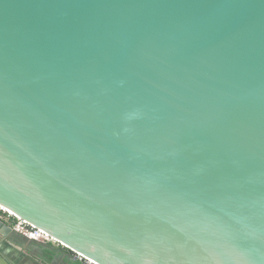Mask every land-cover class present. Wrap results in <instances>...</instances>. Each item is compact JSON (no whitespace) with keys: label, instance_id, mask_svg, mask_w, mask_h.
I'll list each match as a JSON object with an SVG mask.
<instances>
[{"label":"water","instance_id":"obj_1","mask_svg":"<svg viewBox=\"0 0 264 264\" xmlns=\"http://www.w3.org/2000/svg\"><path fill=\"white\" fill-rule=\"evenodd\" d=\"M0 205L99 264H264V0H0Z\"/></svg>","mask_w":264,"mask_h":264},{"label":"crops","instance_id":"obj_2","mask_svg":"<svg viewBox=\"0 0 264 264\" xmlns=\"http://www.w3.org/2000/svg\"><path fill=\"white\" fill-rule=\"evenodd\" d=\"M3 225L11 228L9 235L0 233V264H50L52 253L45 248V244L37 242L34 249L29 239L17 233L7 220H0ZM1 227V226H0ZM3 229L0 230L3 231ZM60 253L56 264H77L73 253L61 246H54ZM82 263V262H80Z\"/></svg>","mask_w":264,"mask_h":264},{"label":"built area","instance_id":"obj_3","mask_svg":"<svg viewBox=\"0 0 264 264\" xmlns=\"http://www.w3.org/2000/svg\"><path fill=\"white\" fill-rule=\"evenodd\" d=\"M0 220H7L11 223L12 228L24 236L25 238L39 242L45 245L61 246L55 238H53L48 232L43 229L37 228L30 224L26 220L21 219L19 216L8 210L4 206L0 205ZM76 260L84 264H99L92 259H89L81 254L73 253Z\"/></svg>","mask_w":264,"mask_h":264},{"label":"trees","instance_id":"obj_4","mask_svg":"<svg viewBox=\"0 0 264 264\" xmlns=\"http://www.w3.org/2000/svg\"><path fill=\"white\" fill-rule=\"evenodd\" d=\"M77 264H84V263L77 262Z\"/></svg>","mask_w":264,"mask_h":264},{"label":"rangeland","instance_id":"obj_5","mask_svg":"<svg viewBox=\"0 0 264 264\" xmlns=\"http://www.w3.org/2000/svg\"><path fill=\"white\" fill-rule=\"evenodd\" d=\"M74 255V254H73Z\"/></svg>","mask_w":264,"mask_h":264}]
</instances>
